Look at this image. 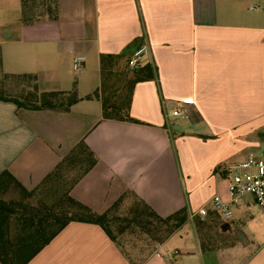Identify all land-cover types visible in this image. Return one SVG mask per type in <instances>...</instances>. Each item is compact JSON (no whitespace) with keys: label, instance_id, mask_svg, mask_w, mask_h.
I'll list each match as a JSON object with an SVG mask.
<instances>
[{"label":"crops","instance_id":"crops-1","mask_svg":"<svg viewBox=\"0 0 264 264\" xmlns=\"http://www.w3.org/2000/svg\"><path fill=\"white\" fill-rule=\"evenodd\" d=\"M32 1L23 11L0 0V75H34L39 91L81 100L68 112L0 101V174L33 190L82 140L98 162L69 196L97 214L128 191L162 218L228 200L231 169L264 145V0H55L54 13L51 0ZM251 2L263 13L247 12ZM141 44L154 78L135 85L129 113L143 124L101 121L100 103L85 99L100 55L128 59ZM178 104L189 117L171 131ZM252 204L245 196L226 221L207 206L136 264H264ZM27 264L133 263L99 226L71 222Z\"/></svg>","mask_w":264,"mask_h":264},{"label":"trees","instance_id":"trees-1","mask_svg":"<svg viewBox=\"0 0 264 264\" xmlns=\"http://www.w3.org/2000/svg\"><path fill=\"white\" fill-rule=\"evenodd\" d=\"M32 2V0H21L23 11L28 10L27 8ZM51 4L54 13L55 0H51ZM126 57V51L116 55H100L99 87L87 95L85 99L96 100L100 103L101 121H119L142 125V122L131 117L129 113L132 93L137 83L153 79L154 72L148 64L128 73L125 71ZM1 76L32 83L31 87L21 84L22 89L15 97L5 96L4 91L0 90V101L12 103L17 109L68 112L73 105L81 100L77 97L75 89L68 92L39 91L34 75L2 74ZM97 162L98 158L81 140L60 159L53 170L33 190L25 189L7 171L0 174L1 264H27L58 232L71 222L99 226L107 237L125 254L118 243V236L111 230L112 217L110 215L117 212L125 200L129 198L133 200V206L136 205V207L134 209H131L133 207L130 208L131 212L127 220H131L130 222H135L137 225H150L149 222H155L159 226V231L164 230L165 233V237L160 243L187 222L189 215L186 209L183 208L162 218L131 191L121 195L102 214L93 212L71 198L69 191L72 186ZM77 168H79V174L61 196L60 204L49 206L42 199L38 202L43 203V205L34 203V199L40 194L38 191L47 182L59 181L63 174L65 175V173L72 172ZM119 232H121V229H119ZM125 256L127 255L125 254ZM129 261L136 264V261L132 259H129Z\"/></svg>","mask_w":264,"mask_h":264},{"label":"rangeland","instance_id":"rangeland-1","mask_svg":"<svg viewBox=\"0 0 264 264\" xmlns=\"http://www.w3.org/2000/svg\"><path fill=\"white\" fill-rule=\"evenodd\" d=\"M253 5L257 6V8L254 11H249L247 7V12L251 14H256L260 12L263 13V7L261 5H258V3L256 2H251L248 6ZM80 70L81 68L78 71L72 72L75 78L78 77ZM125 71H127L128 73L130 72L129 70H127L126 67ZM21 84L23 86H32V83L30 81H20L9 77H2L0 75V90L4 91L5 96H17L22 89V87L20 86ZM177 120H179V123L178 121L171 122V125L169 126L171 131H176L180 129L179 124L182 122H187L185 119L178 118ZM257 150L263 151L264 145H260L259 149ZM78 174L79 168L72 172L65 173V175L63 174L64 176L62 175L59 181L47 182L41 188V190L38 191L40 192V194H38V196L34 199V203L43 205V203L38 202L40 199H42L43 202L45 201V203L49 206L51 204L57 206L61 202V196H63L66 190L70 187L71 182L78 176ZM252 206L254 207L253 212L255 214H258L257 221L261 224L262 228L264 226V215H259V211L256 208L258 207L257 205L255 206L254 204H252ZM134 207H136V205L133 206V200L131 198L126 199L122 206L119 208V210L117 212H114V214L110 215L112 217L110 227L113 233L118 236V243L120 244L127 257L136 261L137 263L141 260L139 258L142 256V254H151L154 252L157 245L164 239L165 233L163 232L164 230L160 232L159 226L153 221L149 222L150 225H137L135 222H130L131 220H127L129 219L127 217H129L131 209H134ZM119 229H121V232H119Z\"/></svg>","mask_w":264,"mask_h":264},{"label":"built area","instance_id":"built-area-1","mask_svg":"<svg viewBox=\"0 0 264 264\" xmlns=\"http://www.w3.org/2000/svg\"><path fill=\"white\" fill-rule=\"evenodd\" d=\"M250 9H255V6ZM148 53L149 48L146 44H141L136 48L127 59V70H138L141 67L142 59ZM84 62L85 58L83 56L74 57L72 59L73 71H78ZM171 115L180 119H188L189 117L184 104H178ZM227 195L228 200L226 201L221 196L214 195L196 213L190 214V219L194 216H207V206L210 205L221 219L229 220L233 215V206L238 204L245 196H250L264 215V150L249 153L243 161L231 169L227 182Z\"/></svg>","mask_w":264,"mask_h":264}]
</instances>
